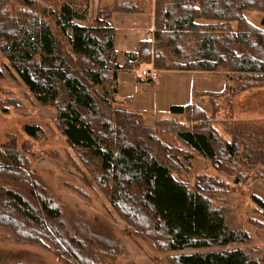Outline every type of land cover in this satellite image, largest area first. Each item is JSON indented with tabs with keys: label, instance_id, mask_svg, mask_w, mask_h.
Instances as JSON below:
<instances>
[{
	"label": "trees",
	"instance_id": "1",
	"mask_svg": "<svg viewBox=\"0 0 264 264\" xmlns=\"http://www.w3.org/2000/svg\"><path fill=\"white\" fill-rule=\"evenodd\" d=\"M19 2L23 6L18 11L0 7L1 52L34 98L55 107L66 142L98 159L111 182L109 202L119 215L163 250L214 247L175 253L171 264H261L243 248H216L248 237L230 229L223 210L213 207L204 194L213 183L210 177L199 175L194 187L179 179L165 152L172 147L160 135L169 133L177 146L227 165L234 160L240 140L222 141L212 129H204L196 105H170L171 113L185 115L186 121L166 117L150 127L138 111L115 103L118 73L128 64L138 69L140 63H147L141 62V45L157 73L224 68L236 80L264 82V28L245 14L264 13V0H152L154 43L150 37L140 40L136 51L123 52L121 62L111 18L114 13L146 12L137 0L100 4L95 24L87 23V6L79 10L74 1L62 0L52 13L66 36L67 50L47 20L32 12L33 0ZM190 110L200 116H192ZM23 132L37 137L40 128L26 124ZM24 169L14 142H0V177L26 186L29 177ZM254 201L264 211V203ZM59 219L58 207L46 196L36 195L31 202L16 190L0 188V226L20 239L46 246L45 242H52L47 229L60 236Z\"/></svg>",
	"mask_w": 264,
	"mask_h": 264
},
{
	"label": "rangeland",
	"instance_id": "2",
	"mask_svg": "<svg viewBox=\"0 0 264 264\" xmlns=\"http://www.w3.org/2000/svg\"><path fill=\"white\" fill-rule=\"evenodd\" d=\"M19 1L0 0V7L18 11L23 6ZM61 1L33 0L31 9L47 20L63 49L67 50L66 36L60 33L52 13ZM72 1L79 10L87 6V23L95 24L98 6L111 5L115 0ZM137 1L146 9L153 7L152 0ZM150 8L144 16L128 14L121 23L114 21L124 14L112 16L120 62L123 52L132 53L140 46L138 39L150 37L154 43L153 27H149L151 16L146 15ZM245 14L254 25L264 28L261 25L264 13L248 11ZM147 51L140 46L141 62L147 63L139 61L138 69L128 64L118 73L115 105L138 111L144 124L150 127L156 120L166 117L186 121L185 115L172 114L170 105H196V110L204 117L200 123L204 129H212L222 141L240 140L234 160L227 165L177 146L169 133L160 135L172 147L165 152L170 168L179 179L194 187L199 175L210 177L211 185L199 182L208 185L204 194L209 196L213 207L223 210L230 229L245 232L248 237L242 242L216 248H243L264 264V211L254 201L257 198L264 203V82L236 80L224 68L209 72L159 71L157 80L149 82L141 76L138 78L142 68L155 66ZM0 70L3 75L0 80V142L8 139L14 142L29 177L26 186L0 177V188L16 190L31 202L36 195L46 196L60 211L61 227L59 237L47 229L52 242L47 241L43 246L20 239L0 226V264H171L170 258L175 253L214 249L167 251L144 233H138L110 204L108 188L111 182L102 173L98 159L87 150L73 148L66 142L60 132L55 107L41 104L34 98L9 66L1 49ZM98 90L103 92L101 88ZM191 115L200 116L194 111ZM26 124L40 128L37 137L23 132Z\"/></svg>",
	"mask_w": 264,
	"mask_h": 264
},
{
	"label": "built area",
	"instance_id": "3",
	"mask_svg": "<svg viewBox=\"0 0 264 264\" xmlns=\"http://www.w3.org/2000/svg\"><path fill=\"white\" fill-rule=\"evenodd\" d=\"M140 75L149 81H155L157 80V71L153 68V67H146V68H142L140 70Z\"/></svg>",
	"mask_w": 264,
	"mask_h": 264
},
{
	"label": "crops",
	"instance_id": "4",
	"mask_svg": "<svg viewBox=\"0 0 264 264\" xmlns=\"http://www.w3.org/2000/svg\"><path fill=\"white\" fill-rule=\"evenodd\" d=\"M149 8L150 7H148V9H146V12H147V10H149ZM143 13H145V12H142V13H119V14H124V15H122V16H119L114 22H122L123 21V19H125V16H128V14H133V15H137V14H142L143 16L145 15V14H143ZM149 14H146V15H150L151 17H150V19H151V24H150V29L153 27V7H152V9L150 8V12H148ZM114 14H117V13H114ZM113 14V15H114ZM112 15V16H113ZM131 16V15H130ZM137 16H139V15H137ZM137 16H135V18H137ZM111 21H112V18H111ZM113 23V22H112ZM115 25V24H114ZM141 38V37H140ZM140 40H142V39H138V41H140Z\"/></svg>",
	"mask_w": 264,
	"mask_h": 264
},
{
	"label": "bare ground",
	"instance_id": "5",
	"mask_svg": "<svg viewBox=\"0 0 264 264\" xmlns=\"http://www.w3.org/2000/svg\"><path fill=\"white\" fill-rule=\"evenodd\" d=\"M219 261V260H218Z\"/></svg>",
	"mask_w": 264,
	"mask_h": 264
}]
</instances>
